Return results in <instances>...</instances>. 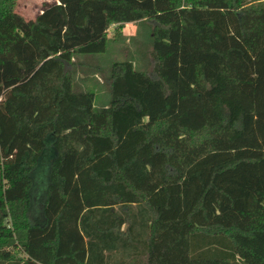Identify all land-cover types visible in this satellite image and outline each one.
<instances>
[{
  "label": "trees",
  "instance_id": "16d2710c",
  "mask_svg": "<svg viewBox=\"0 0 264 264\" xmlns=\"http://www.w3.org/2000/svg\"><path fill=\"white\" fill-rule=\"evenodd\" d=\"M16 3L0 264H264V0Z\"/></svg>",
  "mask_w": 264,
  "mask_h": 264
},
{
  "label": "rangeland",
  "instance_id": "374dc122",
  "mask_svg": "<svg viewBox=\"0 0 264 264\" xmlns=\"http://www.w3.org/2000/svg\"><path fill=\"white\" fill-rule=\"evenodd\" d=\"M55 0H17L15 11L17 14L22 16L26 20L34 19L37 15L40 14L42 9L49 4L54 3ZM113 26L108 30V35L110 36L113 32ZM123 34L129 36L135 32L134 24H125L122 30ZM48 146V145H47ZM50 162V156L48 157L47 163H42L40 169L38 170L37 175H35V183L33 189L34 204L39 208L40 200L44 190L43 178L46 176L48 165Z\"/></svg>",
  "mask_w": 264,
  "mask_h": 264
}]
</instances>
